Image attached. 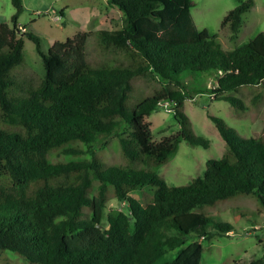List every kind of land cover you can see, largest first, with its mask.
<instances>
[{
	"label": "trees",
	"instance_id": "1",
	"mask_svg": "<svg viewBox=\"0 0 264 264\" xmlns=\"http://www.w3.org/2000/svg\"><path fill=\"white\" fill-rule=\"evenodd\" d=\"M10 1L11 22L0 21V251L40 264H200L198 238L226 235L233 226L197 207L236 193L254 195L264 207V135L244 136L218 116L208 114L224 146L206 160L202 174L168 184L151 169L181 140L209 146L183 110L185 98H192L184 72L217 75L209 88L213 98L235 109H249L245 99L228 93L240 86L263 85L247 97L253 105L261 100L264 30L228 49L197 27L192 0H107L121 13L120 28L79 30L44 52L40 37L17 21L22 0ZM253 3L239 0L221 27L236 31ZM91 35L112 54L111 62H89ZM25 36L35 44L42 76L18 78ZM136 77L150 92L129 108ZM161 101L170 102L179 128L155 140L146 118ZM110 134L124 166L96 154L95 142ZM57 150L89 157L53 161ZM145 186L153 187L151 196ZM110 198L125 201L127 211L108 212ZM246 264H264V254Z\"/></svg>",
	"mask_w": 264,
	"mask_h": 264
},
{
	"label": "rangeland",
	"instance_id": "2",
	"mask_svg": "<svg viewBox=\"0 0 264 264\" xmlns=\"http://www.w3.org/2000/svg\"><path fill=\"white\" fill-rule=\"evenodd\" d=\"M190 7L193 19L198 28H206L215 35L216 41L223 48H234L247 42L257 32L264 30V0H254L253 5L242 14L240 25L232 32L227 26L221 27L220 22L226 12L237 5L239 0H192ZM23 9L17 21L40 37L41 49L46 52L54 40H64L79 30L94 28H120L123 24L120 12L108 4L107 0H22ZM63 9V15L59 10ZM14 8L10 0H0V21L11 22ZM55 15L58 18L55 19ZM106 15H114L107 21ZM111 53L100 48L95 35L88 37L86 56L92 65L111 62ZM19 79L29 75L42 76L44 67L34 42L24 37L23 62L17 68ZM16 69V70H17ZM217 75L210 72L187 71L182 79L188 81L187 88L192 91V98L184 100L183 110L191 120L195 134H200L209 140L208 147L191 145L181 140L176 149L163 163L151 166L168 184H184L196 175L202 174L206 160L218 157L224 146L214 122L208 114L222 118L244 135H264V90L261 100L253 105L247 97L250 92L262 88L263 85H243L228 93L242 97L249 104V109H235L224 99H215L209 88ZM132 90L127 99L130 108L138 99L150 91L141 77L131 80ZM150 122L153 139L176 132L179 128L173 116L172 105L161 101L146 118ZM0 125L4 126V124ZM121 125L118 131H121ZM96 154L107 163L124 166L125 161L120 155L118 139L114 134L100 136L95 142ZM81 147L84 146L81 144ZM89 157L87 153L76 157L66 156L60 150L50 154L51 160ZM126 164H130L127 163ZM143 166V165H140ZM152 186H145L144 192L152 195ZM139 190H133L132 195L139 197ZM127 211V203L110 198L107 211L116 214ZM197 210L225 221L233 229L224 235H214L209 240H202L203 253L200 264H246L251 259L264 254V207L251 194L236 193L229 198L197 207ZM243 213V214H241ZM212 231V229H210ZM0 264H40L30 262L18 253L10 250L0 251Z\"/></svg>",
	"mask_w": 264,
	"mask_h": 264
},
{
	"label": "crops",
	"instance_id": "3",
	"mask_svg": "<svg viewBox=\"0 0 264 264\" xmlns=\"http://www.w3.org/2000/svg\"><path fill=\"white\" fill-rule=\"evenodd\" d=\"M113 8H115V7H113ZM63 13H64L63 9L59 10L60 15H63ZM120 16H121V13H120ZM105 17H106V20L109 21V20L113 19L114 15H111V16L106 15ZM57 18H58V15H55V19H57ZM20 27H23V30H27L26 27L23 26L22 24H20Z\"/></svg>",
	"mask_w": 264,
	"mask_h": 264
},
{
	"label": "built area",
	"instance_id": "4",
	"mask_svg": "<svg viewBox=\"0 0 264 264\" xmlns=\"http://www.w3.org/2000/svg\"><path fill=\"white\" fill-rule=\"evenodd\" d=\"M23 30V27H20Z\"/></svg>",
	"mask_w": 264,
	"mask_h": 264
}]
</instances>
